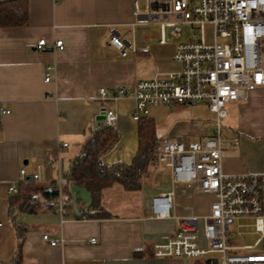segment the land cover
I'll return each mask as SVG.
<instances>
[{
  "label": "crops",
  "instance_id": "0c3cea01",
  "mask_svg": "<svg viewBox=\"0 0 264 264\" xmlns=\"http://www.w3.org/2000/svg\"><path fill=\"white\" fill-rule=\"evenodd\" d=\"M132 2L27 0L26 25L0 26V106L10 111L0 114V261L6 264H205L200 256L185 259L154 255V243L171 237L180 219L201 227L213 199L211 194L175 184L166 165L148 164L136 190H126L117 183L104 188L99 205L108 211L107 216H88L94 210L80 195L77 210L72 198L64 216L55 205L50 209L41 205L35 212H18L11 205V197L18 192L10 193L8 187L13 184L19 188L23 180L20 168L26 170L25 178L38 173L34 181L43 187L57 185L58 176L66 177L90 134L98 89L132 88L139 80L175 69L173 55L178 40L166 31L167 41L171 36L173 43L159 50L168 43L159 44L160 29L158 38L146 29L157 18L150 21L146 12L136 15ZM111 35L124 42L125 56L109 43ZM41 39L46 40L43 49L36 47ZM59 39L63 41L61 49L54 47ZM45 65L53 67L46 81ZM231 103L235 121L225 134L221 132L222 169L228 174L263 173L264 86L250 92L247 101ZM133 105L131 98H121L115 104L119 113L116 130L121 138L102 157L104 163L132 160L139 125L131 119ZM159 107L171 109L175 104L152 106L148 116L154 121L150 111ZM163 134L156 132L160 139ZM166 191L174 193L170 214L150 218V197ZM15 225L23 235L22 259L10 263L16 257L18 243ZM232 226L237 231L236 236L230 232L231 253L264 255V234L255 231L253 217H238L229 231ZM241 227L248 230H239ZM44 234L63 242L50 245L42 239ZM247 235H255L252 242H246ZM92 238L94 242H90Z\"/></svg>",
  "mask_w": 264,
  "mask_h": 264
},
{
  "label": "built area",
  "instance_id": "2783aa9c",
  "mask_svg": "<svg viewBox=\"0 0 264 264\" xmlns=\"http://www.w3.org/2000/svg\"><path fill=\"white\" fill-rule=\"evenodd\" d=\"M132 4L136 15L146 12L150 21L157 18L159 44L167 41L166 31L178 40L173 55L176 67L139 80L132 88L98 89V106L91 129L118 128L119 113L115 104L121 98L134 99L132 121L148 116L152 106L197 102L206 103L215 119L211 134L192 141L164 136L149 157L148 164L170 168L175 184L213 196L209 212L202 218L203 225L198 227L180 219L171 237L165 242L154 243V255L185 259L200 256L205 264L264 261L261 254H233L229 244V227L238 217H253L255 231L264 234V172L228 174L223 171L221 162L224 152L222 118L227 116L224 104L245 102L250 92L264 86V0H144V10L138 6V0H133ZM207 27L212 34L210 41ZM45 43L46 40L41 39L36 47L43 49ZM54 43L57 49L63 47L62 39ZM109 43L120 50L121 55L127 54L125 44L118 36L111 35ZM45 67L46 81L53 67ZM6 113H10L9 109L0 106V114ZM237 141L238 137L234 139V145ZM20 169L24 179L26 170ZM38 177V173H34L31 179ZM63 179L61 176L56 179L59 189ZM46 188L49 190L52 185ZM8 192L17 193L18 189L12 184ZM173 195L172 191L152 195L148 216H168ZM58 196L56 210L62 216L68 215L65 199ZM42 239L50 245L63 242L50 239L46 234ZM94 241L95 238L90 239V242Z\"/></svg>",
  "mask_w": 264,
  "mask_h": 264
},
{
  "label": "trees",
  "instance_id": "16d2710c",
  "mask_svg": "<svg viewBox=\"0 0 264 264\" xmlns=\"http://www.w3.org/2000/svg\"><path fill=\"white\" fill-rule=\"evenodd\" d=\"M27 21V0L0 2V26H23ZM138 122L137 148L129 163L123 161L104 163L102 157L120 141V134L116 129L109 127L99 131H93L90 128V134L86 137L77 156L72 160L60 189L53 183L52 188L48 190L31 178H24L19 182L17 195L11 197V205L16 207L18 212H35L41 209V205L45 209H50L54 207L60 194L65 196V206L71 207L72 187L82 186L92 195L88 207L94 211L92 214L88 213V216H107L108 211L99 205L100 192L115 183L122 185L126 190L139 188L140 178L149 167V157L160 140V137L156 135V123L152 117H142ZM18 229L19 226L15 225L18 243L16 257L10 263H19L22 259L23 235L18 234ZM6 263L0 261V264Z\"/></svg>",
  "mask_w": 264,
  "mask_h": 264
},
{
  "label": "rangeland",
  "instance_id": "374dc122",
  "mask_svg": "<svg viewBox=\"0 0 264 264\" xmlns=\"http://www.w3.org/2000/svg\"><path fill=\"white\" fill-rule=\"evenodd\" d=\"M138 6L141 10L145 9L144 0H138ZM146 29L159 36L160 23L158 21L151 23L146 26ZM208 40H211L212 34L210 33L209 27H207ZM168 43L162 44L158 49H167L168 46L173 43V38L168 36ZM225 108L228 111V116L222 118V134L226 133V130L232 128V123L235 121V113L232 110L233 104L231 102H226ZM174 106V105H172ZM155 117L156 132L157 134H163L165 136H176L182 141H192L198 140L203 136L201 134L206 130H214V114L209 111L208 105L206 103H191V104H175V107L171 109H166L164 107L153 108L150 114ZM183 133V134H181ZM182 135H188L185 139ZM239 230H248L246 227H241ZM235 231H237L233 226L230 228V232L236 236ZM255 235L246 236L248 238L246 242H252Z\"/></svg>",
  "mask_w": 264,
  "mask_h": 264
},
{
  "label": "water",
  "instance_id": "95a60500",
  "mask_svg": "<svg viewBox=\"0 0 264 264\" xmlns=\"http://www.w3.org/2000/svg\"><path fill=\"white\" fill-rule=\"evenodd\" d=\"M98 118H101V116H99ZM80 196H82V198L88 203L90 204L91 200H92V196L88 193L87 189L85 187L82 186H78V187H72V196H73V202H74V209L77 210L76 204H77V198Z\"/></svg>",
  "mask_w": 264,
  "mask_h": 264
}]
</instances>
